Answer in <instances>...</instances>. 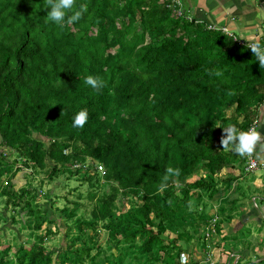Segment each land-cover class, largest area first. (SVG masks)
<instances>
[{
	"label": "trees",
	"instance_id": "1",
	"mask_svg": "<svg viewBox=\"0 0 264 264\" xmlns=\"http://www.w3.org/2000/svg\"><path fill=\"white\" fill-rule=\"evenodd\" d=\"M181 3L76 0L73 11L85 5L87 12L58 25L46 20L45 0H0V179L11 174L0 198L24 212L20 221L34 239L13 255L9 245L0 249V264H182V257L183 264H217L225 242L240 243L239 231L221 226L241 215L239 198L227 196L238 178L228 172L221 183L217 174L244 169L247 157L222 149L223 130L214 126L257 129L264 69L246 47L256 40L240 44ZM214 69L223 75H209ZM88 75L103 80L99 92L84 83ZM81 109L87 122L74 128ZM47 161L54 162L49 179L88 185L70 190L76 200L65 197L73 207L54 205L52 190L44 197L54 211L42 207L43 178L15 189L12 174L48 172ZM169 166L181 174L160 191ZM216 195L229 205L219 206L213 227L207 201ZM56 213L66 221L57 262L45 245L60 228ZM101 229L109 247L89 242ZM234 255L236 264L245 259Z\"/></svg>",
	"mask_w": 264,
	"mask_h": 264
},
{
	"label": "rangeland",
	"instance_id": "2",
	"mask_svg": "<svg viewBox=\"0 0 264 264\" xmlns=\"http://www.w3.org/2000/svg\"><path fill=\"white\" fill-rule=\"evenodd\" d=\"M235 34V33H234ZM238 34V33H237ZM239 35V34H238ZM245 40L246 38H243ZM248 40V39H246ZM259 128V127H258ZM256 156H258V153L256 152ZM259 157V156H258ZM260 158V157H259ZM15 159V157H11L10 160ZM94 159H89V161H92ZM53 161H47V167L45 168L46 171L44 172L41 171L40 173H37L36 176L30 174V176H25L24 170L26 171H32L31 168H25L21 169L18 171L15 175L12 174L13 182L15 189H20L21 187H25L26 184L31 183L34 181L35 186H37L40 182V180L43 178L45 181L40 188L39 191V197L38 200L41 203V206L50 209L51 211H54L52 208V202L53 200L50 198V196L44 197L45 191L52 190L53 193L57 194V198H55V204L56 206H59L60 208H64L66 205H69L70 207L74 206V203L68 204L67 200L65 197H67L70 200H76V196L73 195L70 190L77 188L82 191L88 190V185L87 184H82L81 182L77 181L74 178H71L67 180L66 184H63L60 182V178H54L49 179V170L51 165H53ZM90 163V162H89ZM17 165H15V170L17 169ZM237 170V172H236ZM232 173L235 174L236 177H238V180L233 181V184L230 188V190L227 192V196H230V198L237 197L238 198V191L241 190V188H238L240 185L243 186L246 191H249V195L247 198H244V202H242L243 205H241V202L237 204V207L244 206L245 208H248V204L252 205V208L255 206L256 203L257 206L259 204V210L255 211L256 215L249 216L251 219L254 218L256 219L255 221H252L250 223H245V224H240L241 221H244L245 218L240 217L242 220H240L239 216H235L233 221L228 224V222H222V230L224 233L231 234L234 231H239V234L236 232V236L240 237L241 239L239 240L240 243L238 242H225L220 248L222 249V253H225L224 255L231 256V264H235L236 258L234 257V253L241 251L244 253V260H249L253 259L251 262L249 261H244L240 260V264H264V170L262 168H259L256 172H245L244 169L240 168L239 166L235 167L232 169ZM230 172L226 169H222L218 174L217 178L220 179V182L222 183V180H224L227 177V173ZM33 173V172H32ZM11 174L3 175L0 179V184L1 185H7L8 184V177ZM76 178V177H75ZM59 179V180H58ZM65 176L61 180H64ZM220 183V184H221ZM225 188V187H224ZM255 198V200H254ZM6 198H0V249H3L4 247H7L9 245V253L13 255V253L19 248L20 243H27L29 245L32 244L33 238L29 237L28 233L30 230L27 227L23 226V222L20 220H24V212L21 211L20 208H13L11 204L6 203ZM220 196L216 195L212 200H210V203H208L207 209H211L212 207V214L214 215V223L218 224V219H217V213L219 206H226L229 205L228 202H220ZM251 200V201H250ZM82 202L85 203L86 208L88 204V200L86 198L81 199ZM126 198H122L119 202L120 205H124L126 203ZM202 200H200L201 202ZM199 202V203H200ZM256 202V203H255ZM7 204V205H6ZM240 210V209H239ZM20 212V214H18ZM57 212V211H56ZM54 214V213H53ZM219 214V213H218ZM55 218L58 221V226L60 228H57V234L53 235L51 239H48L45 241V245L49 250H53V253H55L56 256V261L59 260L57 255L63 254V246L66 247V237L63 235L65 229H66V221L65 219L59 217V214H55ZM239 219V220H238ZM56 221V222H57ZM218 226V225H217ZM46 227V224L43 226V229L40 230V232L44 231ZM52 227L55 229V225H52ZM216 227V226H215ZM236 228V229H235ZM260 228V229H259ZM99 234L97 236L92 237V239L89 240V242L93 245H104L105 247H109L108 243L106 242L107 240V232L105 230L101 229ZM92 233V232H91ZM90 233V234H91ZM164 238L167 237V234H162ZM215 240H220V235L216 234L214 236ZM96 243V244H94ZM252 246L254 247V250L252 249ZM190 247V246H189ZM196 245H194V248ZM97 248V247H96ZM214 248V247H213ZM212 248V249H213ZM111 251L118 252L117 249H110ZM190 251V248L188 249ZM218 250V249H217ZM256 251V253H254ZM224 255H220L221 259H219L216 263L217 264H228L225 263L224 260ZM263 260V261H261ZM87 264H89L87 262Z\"/></svg>",
	"mask_w": 264,
	"mask_h": 264
},
{
	"label": "crops",
	"instance_id": "3",
	"mask_svg": "<svg viewBox=\"0 0 264 264\" xmlns=\"http://www.w3.org/2000/svg\"><path fill=\"white\" fill-rule=\"evenodd\" d=\"M185 6L191 16L209 27L227 28L248 40H257L264 37V0H185ZM258 120L259 128L257 127L256 131L264 136V105L260 107ZM255 150L260 159L264 160V147L258 145ZM224 169L233 172L232 169L234 168ZM238 188H241L237 194L239 202H244V198L248 197L249 191L247 192L241 185ZM242 202L241 205H243ZM247 206L248 208L239 207L241 211L239 218L243 217L245 220L241 221L238 226L241 223L245 224L256 220L250 217L256 215L255 211L259 210V204L257 206L256 203V207L253 208L251 204ZM240 220L242 219L240 218Z\"/></svg>",
	"mask_w": 264,
	"mask_h": 264
},
{
	"label": "clouds",
	"instance_id": "4",
	"mask_svg": "<svg viewBox=\"0 0 264 264\" xmlns=\"http://www.w3.org/2000/svg\"><path fill=\"white\" fill-rule=\"evenodd\" d=\"M75 2L76 0H45V8L50 9L47 11L46 20L54 22L58 25L64 23L66 17L67 23H75L79 21L83 17V14L87 12V7L85 5H80L78 10L73 11ZM177 3H179V0H177ZM69 12L72 14L68 15ZM247 42L246 47L251 50L255 60L259 62L260 69H264V44H261L258 40ZM209 75L221 77L223 75V71L214 69L209 72ZM84 83L97 92L104 87L102 79L91 75L85 77ZM228 95H234V92L229 91ZM87 119V110L81 109L74 116L72 126L74 128H83ZM214 127L222 128L223 130L220 138V146L222 149H229L231 146L230 150L241 157H251L258 145L264 147V136H262L259 131L254 129H249L247 131L238 130L233 124H228L225 127H220L218 125ZM180 174L181 170L179 168H173L171 166L167 167L165 169V174L162 177L159 190H165L168 186V181L171 178L179 177ZM183 259L184 258L182 257V264Z\"/></svg>",
	"mask_w": 264,
	"mask_h": 264
},
{
	"label": "built area",
	"instance_id": "5",
	"mask_svg": "<svg viewBox=\"0 0 264 264\" xmlns=\"http://www.w3.org/2000/svg\"><path fill=\"white\" fill-rule=\"evenodd\" d=\"M173 2H174L173 7L176 4H181L182 5L181 0H179V3H177V0H173ZM179 12L181 13L180 9H179ZM222 30L225 31L228 35L234 37L235 40H238L240 44L244 43V40L242 38L237 37V35H235L233 32H231L227 28H223ZM250 129H254L255 130V125H253ZM96 164H98V163H96ZM80 166L81 165L79 163H76L74 165V167H80ZM98 167L101 168V166H98ZM259 168H262L264 170V160H261L258 156H256V153L254 151V153L252 154L251 157H247V160H246V162L244 164V170H245V172L253 173V172H256ZM216 216H217V219H219V216L218 215H216ZM212 226L215 227L214 221L212 223ZM231 257H232V255L229 257V260H231ZM234 257L236 258V262H235V264H236L238 256L234 255Z\"/></svg>",
	"mask_w": 264,
	"mask_h": 264
}]
</instances>
